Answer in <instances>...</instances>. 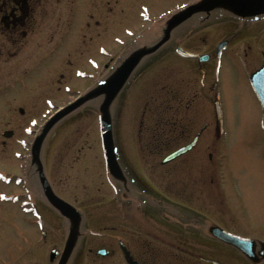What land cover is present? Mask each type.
<instances>
[{"label": "rangeland", "instance_id": "obj_1", "mask_svg": "<svg viewBox=\"0 0 264 264\" xmlns=\"http://www.w3.org/2000/svg\"><path fill=\"white\" fill-rule=\"evenodd\" d=\"M194 1L112 0L105 13L102 8L99 9L101 25L90 26L96 35L91 45L79 38L83 11H77L71 19L74 30L65 32L64 40L47 44L43 37L33 38L21 54L22 62L16 65L18 71L3 73L0 70V264H48L53 248L60 252L64 249L68 226L50 207L42 195L43 189L40 192L38 170L41 153L44 170L57 194L81 210L86 227L90 225L93 232H102L111 238L107 240L88 235V246L78 247L72 262H122L117 244L122 237L129 239L127 242L132 245L133 252L144 262H178L185 252L180 255V251L164 244L178 241L186 243V246L188 244L192 250L188 256L196 260L202 256L231 262L226 248L211 240L205 232L197 236L195 230L187 226L184 217L190 221V214L193 215L194 211L203 215L206 224L213 222L251 234L264 229V131L261 128V109L249 82L252 71L248 65L252 61L249 63V57H240L232 51L221 59L218 69L214 63L210 64L214 70L211 77L207 76L204 80L205 85L193 61L184 62L172 54L160 59H154L152 54L145 56L147 59L139 65L109 108L124 177L113 178L104 163L99 110L102 96L93 98L92 103L85 104L81 111L53 128L55 133L52 131L46 137L38 156H31V150L36 145L35 136L42 130L48 112L52 110L53 113L56 110L53 108L98 87L100 67L106 63V58L98 53L101 45L108 53L109 78L129 53L143 51L160 35L166 34L162 20L167 10L176 11V7L183 2L190 4ZM81 3H84V9L89 7V0H81L78 8ZM145 18L156 22L155 28L151 29V23ZM52 23L53 18L46 19L48 26ZM215 24L218 27L205 25L202 35L208 34L209 43L197 51H211L226 37L217 36V30L218 33H231L237 28L236 34L241 41L235 40L231 49L244 54L249 41L245 39L253 42V56H259L260 50L264 49L258 46L264 44L261 27L255 25L246 29L238 19L229 15L227 9L217 13ZM131 27L135 28L134 36H131ZM128 30L129 35H126ZM101 31L103 34L100 37ZM258 36L260 40L257 42ZM67 37L72 39L70 46ZM22 64L29 65L28 76L20 74ZM3 67L4 63L0 60V68ZM62 75L66 79L59 86ZM14 79L17 85L2 87ZM215 80L218 81L215 93L221 104L224 132L218 139L212 104L215 98L212 84ZM66 84L68 86H63ZM168 85H174L189 98L196 95L193 96V107L186 111L187 119L196 123L192 135L206 124L209 129L201 138L202 153L197 150L169 165H162L166 154H149L141 148L151 142V116L148 112L145 118L142 116L152 101L154 104L162 102L151 99L165 92L163 89L167 88L164 86ZM174 86L168 89H176ZM21 108L24 109L23 114ZM8 130H12L14 135L4 138L2 133ZM197 156L201 157L202 165L197 163ZM20 165L26 167L22 173L25 175V171L28 172V180L25 181L27 175L24 176L22 181L25 183L18 186V178L10 182L9 173L20 176ZM217 183L222 184L221 188ZM221 189L222 201L228 205L227 212H231L227 216L219 199ZM23 191L29 193L31 200L38 205L41 220L33 214H25L16 203L11 202L14 195L21 196ZM182 210L188 211L187 214H183ZM175 227L185 229L178 231ZM43 231H47L48 235L44 237ZM190 243L199 244L193 246ZM101 247L114 249L115 255L100 257L96 250ZM89 248L94 250L90 252Z\"/></svg>", "mask_w": 264, "mask_h": 264}, {"label": "flooded vegetation", "instance_id": "obj_2", "mask_svg": "<svg viewBox=\"0 0 264 264\" xmlns=\"http://www.w3.org/2000/svg\"><path fill=\"white\" fill-rule=\"evenodd\" d=\"M72 0H68L66 3L64 0H0V60L5 64L6 73L8 71V67H10V62L13 58L17 56V51H12L13 48L20 50L27 47L30 41L36 37H43V41L49 43L55 42V32L62 27L63 30L70 32L71 22L70 20L63 19V10H67L73 15H75V10L73 7ZM107 5L106 0H92L90 6H93L95 9H103ZM88 7L84 12V24L82 33L80 36L84 41H87V33L85 32L87 28L90 27L91 21H96L94 13V8ZM105 13V10H104ZM53 18L52 26H48L46 24V19ZM205 19H210V16H205ZM251 18V17H249ZM254 19V17H253ZM263 20V19H261ZM260 20V21H261ZM96 24H98L96 22ZM99 25H101L99 23ZM264 20L260 24V33H264ZM61 31V30H60ZM102 33V31H101ZM100 33V37L102 34ZM261 36V35H260ZM260 37L256 38L258 42ZM207 39H202V44L206 43ZM182 42V41H181ZM253 43L252 41L246 42L245 55L247 57H251L254 61H256L259 57H263L264 60V49L260 50L259 56H253ZM260 46V45H259ZM261 48H264V44H261ZM217 49V47H216ZM226 51V50H225ZM224 51V52H225ZM223 54V53H222ZM222 56V55H221ZM211 60V59H210ZM209 60V61H210ZM62 78L65 76L62 75ZM172 96H175L173 92L169 93ZM173 100V101H172ZM174 102V104H173ZM193 100L183 99L176 95L173 99L170 98L166 102L167 113L165 116L164 122L166 123L165 128L169 131H177V129L182 130V137H185L187 134L191 133L189 131V126L185 123L182 125V118L187 119V116L183 114L184 110L191 109ZM203 134V133H202ZM190 135V134H189ZM202 136V135H201ZM200 140V138H199ZM199 142V141H198ZM171 143H168L170 145ZM197 146L194 147V149ZM149 149V148H148ZM171 150L170 147H167L166 150ZM193 149V150H194ZM199 160V158H198ZM199 215L196 214V217ZM227 230V229H226ZM230 231V230H228ZM230 232L240 235L245 238H251L256 241L255 245L249 247L251 251L254 252L256 256V261H252L248 259L242 252H240L233 245H227L219 240L217 242L221 246H226L227 250L230 253L231 262H218L213 260V262H189L187 258H180L178 262H134L137 264H264V257L261 255V252H264V247L262 246L264 243V237L258 235H264V229L262 231H258L257 234H251L247 232H239L236 228L232 229ZM257 232V231H256ZM223 246V247H224ZM179 248L182 250L183 248ZM111 255L114 254V251H111ZM245 260H244V259ZM239 261V262H236ZM243 260L245 262H243ZM42 263V262H41ZM132 264L133 262H64L62 264ZM48 264H61V262H48Z\"/></svg>", "mask_w": 264, "mask_h": 264}, {"label": "water", "instance_id": "obj_3", "mask_svg": "<svg viewBox=\"0 0 264 264\" xmlns=\"http://www.w3.org/2000/svg\"><path fill=\"white\" fill-rule=\"evenodd\" d=\"M227 2V1H232V0H218L214 3V5H218L219 3H223V2ZM239 4V11L241 13L244 14H258L261 12H264V0H237V3ZM212 7V6H211ZM225 45V44H223ZM181 53L183 55L186 56H191L189 54L183 53L181 51ZM139 56L134 57L133 59H131L129 62H127L123 68L114 76V78L111 80L110 84L108 85L106 91L107 93H109L110 97H113L117 91L122 87V85L124 84L125 80L127 79V77L129 76V74L131 73L132 69L134 68V66L136 65L137 61L139 60ZM207 60V57H203L201 58V61H205ZM251 82H252V86L262 104L263 107V111H264V68H262L259 72H257L255 75L252 76L251 78ZM72 109L71 106L67 107L64 112L58 113L54 119L51 121V124L53 122H55L56 120H58L61 116H63V114L68 113L70 110ZM217 112H218V119L221 121V110L219 105L217 104ZM263 127H264V120H263ZM102 132H103V141H104V146H105V151H106V155H107V159H108V163L110 165V168L112 169L113 172H116L118 170V166H117V162H116V158H115V151H114V145H113V139H112V133H111V126H110V122L109 119L106 117L103 120V124H102ZM4 135L6 137H11L12 136V132H5ZM194 145V143L186 148H183L179 151H177L176 153L172 154L171 156H169L164 163H167L169 161L174 160L175 158H177L178 156L182 155L183 153L187 152L192 146ZM46 195L48 197V199L50 200V202L57 207L65 216H68L72 219H76L77 220V214L75 212V209L72 208L70 205H68L67 203H65L64 201H62L61 199H59L52 191L51 187L49 186V184H46ZM211 233L219 238L220 240L226 242V243H233L235 245H237V247L243 251L245 254H247L249 257L250 254L247 251V242L243 241L241 238L239 237H235L227 232H225L224 230L220 229V228H212L211 229ZM72 244L70 243L67 251L65 252V255L63 257L62 262H66L67 257L69 255V252L71 251ZM127 255V259L131 261V258L129 257L128 252H126Z\"/></svg>", "mask_w": 264, "mask_h": 264}]
</instances>
